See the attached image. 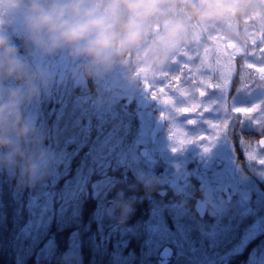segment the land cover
I'll return each instance as SVG.
<instances>
[{
	"label": "rangeland",
	"instance_id": "374dc122",
	"mask_svg": "<svg viewBox=\"0 0 264 264\" xmlns=\"http://www.w3.org/2000/svg\"><path fill=\"white\" fill-rule=\"evenodd\" d=\"M236 2L251 7L246 8V15L240 13L234 36L221 30L203 33L150 78L137 75L133 66L124 64L116 65L102 80L78 82L73 75L76 62L63 54L43 61L32 57L34 63L49 67V87L59 83L57 93L64 101L60 119L80 109L83 115L87 110L97 113L91 114V143L84 142L85 146L67 152V143L77 141L65 138L52 173L38 183L36 195H28L27 206L37 213L29 221V232L38 233L55 216L76 213L74 204L88 196L87 185H93V195L98 196L105 186H111L114 172L121 169L134 177L133 182H138L139 174L161 181L155 188L161 207H152L145 226L143 222L138 226V231L149 238L147 243L160 264L174 257L197 264H235V258L242 254L247 264H264V151L254 137L264 134V76L259 72L264 67V42L260 38L264 31V0ZM12 38L20 39L15 34ZM19 50L30 55L23 48ZM226 76L227 87L216 86L222 85ZM175 77H180L179 82ZM160 88L165 91L159 93ZM201 89L206 93L203 98ZM154 92H158L155 98ZM75 93L77 104L72 102ZM164 97H170L172 103H163ZM81 100L86 101L84 105ZM193 103L201 106L197 112L177 111ZM240 107L257 110L249 115L233 111ZM30 109L35 120L37 104H31ZM108 114L115 120L111 124L103 119ZM126 114L134 118L129 127ZM160 119L164 127L153 137ZM221 124L226 127H213ZM242 130H247L248 138ZM201 136L216 138L199 139ZM181 140L186 142L180 144ZM55 146L51 145L53 151ZM141 148L147 149L145 156L140 154ZM21 188L15 178L0 172V192L14 190V194ZM208 197L212 210L199 216L197 227L191 216V201L194 208L198 201L206 203ZM135 237L138 239V235ZM167 247L172 255L163 258L161 254Z\"/></svg>",
	"mask_w": 264,
	"mask_h": 264
},
{
	"label": "clouds",
	"instance_id": "9594fccd",
	"mask_svg": "<svg viewBox=\"0 0 264 264\" xmlns=\"http://www.w3.org/2000/svg\"><path fill=\"white\" fill-rule=\"evenodd\" d=\"M244 5L236 0H3L0 3V172L21 187L44 181L58 154L27 114L51 84L43 61L63 54L76 62L78 82L102 80L116 65L128 64L150 78L198 35L221 30L234 36ZM30 55L21 54L12 35ZM143 73V74H142ZM146 193L161 182L139 174ZM111 211L123 225L134 211V198L117 194ZM208 197L204 209L212 210Z\"/></svg>",
	"mask_w": 264,
	"mask_h": 264
},
{
	"label": "trees",
	"instance_id": "16d2710c",
	"mask_svg": "<svg viewBox=\"0 0 264 264\" xmlns=\"http://www.w3.org/2000/svg\"><path fill=\"white\" fill-rule=\"evenodd\" d=\"M13 41L19 49L23 48L25 52H29L23 40ZM58 85L59 83H55V86L48 87L42 92L39 101L33 103V105L37 104V118L34 121L36 126L38 125L37 128L43 134L45 133V146L51 149V145L56 144L57 154L65 138L66 141L73 138L77 141V144L73 141L67 143V152L75 151L73 149H76L78 145L85 146L84 142L91 143L93 138L90 135L94 130L91 123L93 115L97 113L87 110L83 115V109H80V112L76 113L67 112V118L60 119V110L63 108L64 101L57 93ZM89 85L92 86V84ZM76 95L78 96L75 93L72 97L74 103L78 101ZM79 102L84 105L86 101ZM87 102H93V100H87ZM30 108L31 105L27 107L29 110L27 114L32 118ZM117 110H120L119 106ZM108 115L103 119L107 118L105 121L111 124L115 120L112 115ZM126 118L129 120V127L132 120L134 121L133 114H126ZM242 131L244 134L240 133V138L242 134L244 138H248L245 134L247 130ZM102 132L101 130L99 134ZM254 137L259 139L260 136ZM234 139L239 138L235 136ZM50 172L52 173V170ZM131 176L121 169L114 172L115 179L109 182H112L111 186H105L104 192L98 196L93 195L91 189L93 185L90 187L87 185L85 189L88 196L74 204L73 211L77 210L76 213L74 211L73 214L60 218L55 216L49 220L46 228H43L45 230L40 228L36 234L27 230L29 221L37 217V213H32L27 206V197L29 194H37L38 184L33 187H22L18 193L14 194V190L9 192L2 190L0 192V264H160L157 256L152 252V246L147 243L149 238L138 231V226L148 221L152 207L154 209L157 206L161 207L159 204L161 198L155 189L150 194L146 193L144 186L139 182H133L134 177ZM121 192L125 200L134 198V211L123 225L119 223L120 210L111 211L113 201ZM192 203L194 202L191 201V216L194 219L193 223L197 226L199 215L195 213ZM135 235H138V239ZM46 245H49L48 251H45ZM202 249L204 251V247ZM244 255L236 257L235 264H247L248 261ZM176 258L178 257L172 258L167 264H197L194 260Z\"/></svg>",
	"mask_w": 264,
	"mask_h": 264
},
{
	"label": "snow or ice",
	"instance_id": "6c2138e0",
	"mask_svg": "<svg viewBox=\"0 0 264 264\" xmlns=\"http://www.w3.org/2000/svg\"><path fill=\"white\" fill-rule=\"evenodd\" d=\"M198 37H199V35L197 36V38H198ZM260 38H261L262 42H264V31H262V32L260 33ZM255 42H256V41L254 40L253 43L255 44ZM231 47L235 48L234 45H232ZM262 51H264V50H262ZM184 54L187 55V52H184ZM230 63H231V56H229V67H230ZM249 67H252V65H249ZM259 72H260L261 76H264V67L259 68ZM174 79H175L177 82H179L180 77H175ZM227 83H228V80H227V76H226V77L224 78L223 82H222V85H216V86L227 87ZM164 91H165L164 88H160V89L158 90L159 93H163ZM158 92H154V93H153L154 98H155L156 96H158ZM205 94H206L205 91H204L203 89H201V90H200V95L203 96V95H205ZM163 103H165V104H171V103H172V100H171L170 97H164ZM200 107H201V106H200L199 104H195V103H193V104H191V105L188 106V107L179 108V109H177V111H178V112H197V110L200 109ZM256 110H257L256 107H251V108H249V107H240V108H235L233 111H234V112H237V113H242V114H244V115H249V114L255 112ZM162 115H163V114H162ZM189 123H195V121H194V120H190ZM213 127H214V128L219 127L220 129H224V128L226 127V125H225V124H221V125H219V126H217V125H213ZM217 135H219V134H217ZM206 138H207V139H213V140H214L216 137H204V136L199 137V139H206ZM185 142H186L185 140H181V141H179L180 144H184ZM260 143H261V144H264V140H261ZM173 150L175 151L176 149H173ZM207 150H208V149L205 148V151H207Z\"/></svg>",
	"mask_w": 264,
	"mask_h": 264
},
{
	"label": "water",
	"instance_id": "95a60500",
	"mask_svg": "<svg viewBox=\"0 0 264 264\" xmlns=\"http://www.w3.org/2000/svg\"><path fill=\"white\" fill-rule=\"evenodd\" d=\"M201 96V95H200ZM202 97V96H201ZM163 127H164V121H163V119H160V121L157 123V125H156V129H155V131H154V133H153V137H155V135L157 134V132L158 131H161L162 129H163ZM261 140H264V137H262L260 140H259V142H258V145H259V147L261 148V149H264V144H261L260 143V141ZM146 152H147V149H142L141 150V154L142 155H144L145 156V154H146ZM205 203H203V202H201V201H198L197 202V204L195 205V207H196V209H198V213H199V215L200 216H205L206 215V211H207V209H204L203 208V205H204ZM172 255V250L170 249V248H165L164 249V251H163V253L161 254V256L163 257V258H169L170 256Z\"/></svg>",
	"mask_w": 264,
	"mask_h": 264
},
{
	"label": "flooded vegetation",
	"instance_id": "af4514ba",
	"mask_svg": "<svg viewBox=\"0 0 264 264\" xmlns=\"http://www.w3.org/2000/svg\"><path fill=\"white\" fill-rule=\"evenodd\" d=\"M262 50H264V48H262ZM261 50V53L264 55V51H262ZM210 90H213V88H210ZM204 97V95L201 97V98H203ZM242 123L244 122V120L243 119H240V118H238ZM248 120H250L249 118H248ZM248 124H249V126H251V121H248ZM264 135H262V136H260L259 137V140L261 139V137H263Z\"/></svg>",
	"mask_w": 264,
	"mask_h": 264
}]
</instances>
